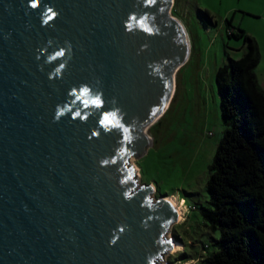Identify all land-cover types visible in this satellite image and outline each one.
Segmentation results:
<instances>
[{"label": "water", "instance_id": "obj_1", "mask_svg": "<svg viewBox=\"0 0 264 264\" xmlns=\"http://www.w3.org/2000/svg\"><path fill=\"white\" fill-rule=\"evenodd\" d=\"M171 4L0 0V264H158L170 248L177 211L128 157L188 55Z\"/></svg>", "mask_w": 264, "mask_h": 264}, {"label": "rangeland", "instance_id": "obj_2", "mask_svg": "<svg viewBox=\"0 0 264 264\" xmlns=\"http://www.w3.org/2000/svg\"><path fill=\"white\" fill-rule=\"evenodd\" d=\"M170 13L187 32L188 55L174 73L167 105L147 126L146 148L130 156L138 182L152 183L154 196H172L184 210L168 229L182 247L163 257L174 258L184 248L190 258L176 262L200 264L210 231L191 204L206 203L208 163L225 126L215 69L227 56L243 53V37L230 32L239 25L257 39L262 54L255 69L264 74V0H172Z\"/></svg>", "mask_w": 264, "mask_h": 264}, {"label": "trees", "instance_id": "obj_3", "mask_svg": "<svg viewBox=\"0 0 264 264\" xmlns=\"http://www.w3.org/2000/svg\"><path fill=\"white\" fill-rule=\"evenodd\" d=\"M230 32L243 37L245 49L215 69L225 126L208 163L206 203L191 207L210 231L200 264H264V86L255 72L260 50L239 25ZM188 258L183 248L169 260Z\"/></svg>", "mask_w": 264, "mask_h": 264}, {"label": "bare ground", "instance_id": "obj_4", "mask_svg": "<svg viewBox=\"0 0 264 264\" xmlns=\"http://www.w3.org/2000/svg\"><path fill=\"white\" fill-rule=\"evenodd\" d=\"M186 36H187V32H186ZM187 39H188V37H187ZM188 43H189V40H188ZM147 133H148V130H147ZM148 137H149V133H148ZM149 139H150V137H149ZM132 159H133L132 156L128 157V161L133 163ZM135 170H137V167H136V169H134V171ZM165 197L169 201H171V203L174 205V207H175V209L177 211V219L176 220L178 221V220L182 219L183 218V212H184L182 205H180L177 202V200L174 197H172V196H169V197L165 196ZM166 235L171 237V246L167 250H174V249H178V248L182 247V244L179 241H177L175 238H173L168 231L166 232ZM158 264H180V263H172L171 261L168 262L164 257H162L161 259H159Z\"/></svg>", "mask_w": 264, "mask_h": 264}, {"label": "crops", "instance_id": "obj_5", "mask_svg": "<svg viewBox=\"0 0 264 264\" xmlns=\"http://www.w3.org/2000/svg\"><path fill=\"white\" fill-rule=\"evenodd\" d=\"M256 41H257V39H256ZM258 45H259V44H258ZM258 47H259V50H261L260 45H259ZM261 54H262V53H261V51H260V55H261ZM256 69H257V67H256ZM256 69H255V72H256V75H257L258 81L260 82V84H262V80H263V78H264V74L261 73V72H259L260 74H258V72H257Z\"/></svg>", "mask_w": 264, "mask_h": 264}, {"label": "snow or ice", "instance_id": "obj_6", "mask_svg": "<svg viewBox=\"0 0 264 264\" xmlns=\"http://www.w3.org/2000/svg\"><path fill=\"white\" fill-rule=\"evenodd\" d=\"M52 15H55L54 13H52ZM49 19H51V16L49 17ZM85 91H87V90H85ZM96 103H99V101H96Z\"/></svg>", "mask_w": 264, "mask_h": 264}, {"label": "built area", "instance_id": "obj_7", "mask_svg": "<svg viewBox=\"0 0 264 264\" xmlns=\"http://www.w3.org/2000/svg\"><path fill=\"white\" fill-rule=\"evenodd\" d=\"M232 29H230V31H231ZM262 85L264 86V79L262 80Z\"/></svg>", "mask_w": 264, "mask_h": 264}, {"label": "flooded vegetation", "instance_id": "obj_8", "mask_svg": "<svg viewBox=\"0 0 264 264\" xmlns=\"http://www.w3.org/2000/svg\"><path fill=\"white\" fill-rule=\"evenodd\" d=\"M232 31V30H231Z\"/></svg>", "mask_w": 264, "mask_h": 264}]
</instances>
